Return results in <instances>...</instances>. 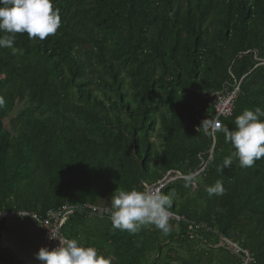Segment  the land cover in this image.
Returning a JSON list of instances; mask_svg holds the SVG:
<instances>
[{
    "label": "trees",
    "instance_id": "16d2710c",
    "mask_svg": "<svg viewBox=\"0 0 264 264\" xmlns=\"http://www.w3.org/2000/svg\"><path fill=\"white\" fill-rule=\"evenodd\" d=\"M52 3L55 35L16 34L22 55L0 49V211H111L117 189L144 190L173 171L191 182L162 190L183 218L168 235L152 225L113 230L109 216L80 209L63 235L112 264H238L215 248L220 235L264 264V157L247 168L233 157L221 173L235 149L222 132L212 140L200 129L213 116L209 96L225 85L239 83L222 120L230 130L244 110H264V0ZM217 180L225 193L209 197ZM189 223L210 231L189 233Z\"/></svg>",
    "mask_w": 264,
    "mask_h": 264
},
{
    "label": "clouds",
    "instance_id": "9594fccd",
    "mask_svg": "<svg viewBox=\"0 0 264 264\" xmlns=\"http://www.w3.org/2000/svg\"><path fill=\"white\" fill-rule=\"evenodd\" d=\"M61 27L59 9H55L52 0H0V49L8 48L13 55L23 54V49L14 47L16 34H27L29 39L44 41L55 35ZM5 100L0 96V107ZM264 110H244L235 118V129L230 130L215 117L202 121L200 129L207 135L222 132L225 142L231 143L235 151L225 157L218 170L229 168L233 157L238 159L241 168L252 167L264 157ZM189 183L191 177L188 178ZM187 186V185H186ZM209 197L223 196L225 188L221 180L214 185L206 186ZM173 200L163 194L161 189L146 186L144 190L117 189L111 196L109 217L113 230L126 231L131 235L138 234L142 227L152 225L162 234L168 235L172 229L169 220ZM26 216V215H25ZM50 238L57 239L50 236ZM59 246L49 251L40 248L35 258L42 264H112V258L98 253L94 247H84L76 239L61 238ZM217 248V245L215 246Z\"/></svg>",
    "mask_w": 264,
    "mask_h": 264
},
{
    "label": "built area",
    "instance_id": "2783aa9c",
    "mask_svg": "<svg viewBox=\"0 0 264 264\" xmlns=\"http://www.w3.org/2000/svg\"><path fill=\"white\" fill-rule=\"evenodd\" d=\"M239 93V83L234 86L225 85L219 93L210 95L209 98H212V102L207 105L212 109L213 116L212 119L218 117L221 121L225 120L232 115L234 100ZM212 140H214V135H210ZM213 146V145H212ZM212 150V147H211ZM211 154V153H210ZM211 156L209 157V159ZM188 177H184L177 172H166L161 178L157 180L154 184H143V187L150 186L152 188H159L161 191L165 186L172 182L178 180H186ZM81 210L86 212L89 215L97 216H109L111 211L103 207H94L85 205L81 208H73L71 206H62L57 209H49L43 215H38L36 213H29L25 211H0V224L11 219V218H23L29 219L32 221L38 228L41 237L44 243L50 248V251L59 246V241L57 239L66 238L62 233V228L67 221V219L72 215L76 210ZM26 215V216H25ZM183 221V218L173 214L170 218V222L180 223ZM189 233H193L196 230L202 229L205 232H209L210 229L202 228L201 226L194 225L192 223L188 224ZM50 236L56 237L57 239L50 238ZM217 248L223 249L226 252L233 254L239 259L238 264H255L254 259L249 255L246 250L240 249L231 241L223 238L218 235Z\"/></svg>",
    "mask_w": 264,
    "mask_h": 264
},
{
    "label": "crops",
    "instance_id": "0c3cea01",
    "mask_svg": "<svg viewBox=\"0 0 264 264\" xmlns=\"http://www.w3.org/2000/svg\"><path fill=\"white\" fill-rule=\"evenodd\" d=\"M76 240L83 242L79 236ZM40 248L50 251L37 226L29 219L14 217L0 225V264H42L35 258Z\"/></svg>",
    "mask_w": 264,
    "mask_h": 264
},
{
    "label": "rangeland",
    "instance_id": "374dc122",
    "mask_svg": "<svg viewBox=\"0 0 264 264\" xmlns=\"http://www.w3.org/2000/svg\"><path fill=\"white\" fill-rule=\"evenodd\" d=\"M22 108V106L21 105H17L16 106V108H15V110H14V112H16V111H18V110H20ZM14 115V113L12 114V116ZM157 127L159 128V124L157 125ZM158 132H156L153 136H152V140H153V142L155 143V144H157V142H158V140L156 139V134H157ZM16 211V210H15ZM89 222V224L90 223H94L95 221H92V219H90V221H88ZM183 261H180V264L182 263ZM186 262H183L182 264H185ZM188 264V263H187ZM194 264V263H193Z\"/></svg>",
    "mask_w": 264,
    "mask_h": 264
}]
</instances>
